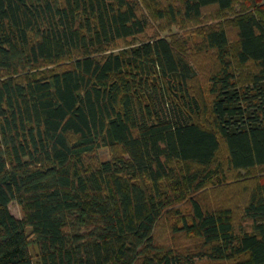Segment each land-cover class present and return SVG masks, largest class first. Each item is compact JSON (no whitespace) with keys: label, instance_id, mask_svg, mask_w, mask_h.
<instances>
[{"label":"trees","instance_id":"16d2710c","mask_svg":"<svg viewBox=\"0 0 264 264\" xmlns=\"http://www.w3.org/2000/svg\"><path fill=\"white\" fill-rule=\"evenodd\" d=\"M158 1L146 0L153 17L179 25L249 4L228 21L234 50L223 27L200 34L210 100L185 41L135 44L150 23L138 1L0 0V264H264V177L247 225L200 198L224 175L222 144L229 170L264 175V6ZM118 146L123 156L86 166ZM182 207L172 233L194 242L158 248V224Z\"/></svg>","mask_w":264,"mask_h":264},{"label":"rangeland","instance_id":"374dc122","mask_svg":"<svg viewBox=\"0 0 264 264\" xmlns=\"http://www.w3.org/2000/svg\"><path fill=\"white\" fill-rule=\"evenodd\" d=\"M139 2L140 10L143 14H145L149 20V28L145 32V34L137 37L135 44H140L146 40H150L151 38H155L156 36L169 39L172 41L174 38L176 40L185 41L186 53L189 57L192 66L195 68L197 72V78L193 82V88L196 93L202 92L206 99L210 100L209 89L211 87L209 78L213 72V56L211 53H200L195 47L201 40V32L205 26H217L223 27L227 30L230 39V45L232 50L236 47V31L234 27L228 22L233 17V14L239 12L244 7L249 6L247 4L244 7L241 5L236 6L233 12L226 14V17L221 19H217L215 8L205 11V17L200 24H188V25H179V24H171L166 20H156L153 17V11L149 10L146 4V0H135ZM175 0H159V5L161 8L166 7L169 3ZM258 3L264 6V0H258ZM153 8L159 9L157 3H153ZM151 9V8H150ZM152 12V14H151ZM135 40V39H134ZM130 39L128 43H131ZM126 45V43H123ZM238 75H242L241 72H238ZM222 144L220 150V158L222 161V167L224 169V175L215 179V182H211L207 188L202 192L200 198L211 207H219L222 208H231L234 214V221L236 224H244L247 225L243 221V216L241 214L242 209L249 201L250 191L254 186L258 183L262 182L264 175H261L256 172H247L240 171L234 172L227 168L226 158L227 152ZM122 149L118 147L113 148H102L98 150L96 153L85 157V164L88 168H95L100 163H104L110 161L116 157L123 156ZM256 175V176H254ZM178 205L177 207H180ZM10 210L14 216L17 218L22 217V213L19 205L16 202H13L10 205ZM183 214L176 215L174 211H171L167 214L164 219L158 224L157 230L154 231L155 244L158 248L162 247L165 250L169 249L173 246V248H177V245H190L194 242L195 239L184 236L182 233L174 234L172 233V227L181 226V220L183 215L187 218L189 216V210L185 207H182ZM196 264H234L232 262H214V261H202L197 262Z\"/></svg>","mask_w":264,"mask_h":264}]
</instances>
